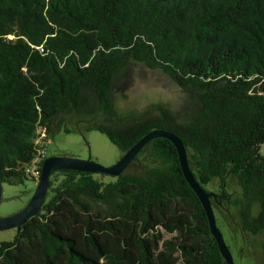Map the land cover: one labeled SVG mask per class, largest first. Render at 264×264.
<instances>
[{
	"label": "trees",
	"instance_id": "trees-1",
	"mask_svg": "<svg viewBox=\"0 0 264 264\" xmlns=\"http://www.w3.org/2000/svg\"><path fill=\"white\" fill-rule=\"evenodd\" d=\"M136 62L180 87L177 111H115ZM41 128L46 140L96 129L124 152L173 131L200 185L216 184L204 188L213 206L237 209L242 238L263 232L264 0H0L1 183L35 178ZM141 154V173L53 171L40 211L1 241L0 264H226L173 143L152 138Z\"/></svg>",
	"mask_w": 264,
	"mask_h": 264
},
{
	"label": "rangeland",
	"instance_id": "rangeland-1",
	"mask_svg": "<svg viewBox=\"0 0 264 264\" xmlns=\"http://www.w3.org/2000/svg\"><path fill=\"white\" fill-rule=\"evenodd\" d=\"M185 94L166 74L159 69H151L143 63L136 62L130 65L124 80L120 81L113 89V101L115 111L120 114L130 112L140 113L152 103H163L174 111H177ZM264 150V145H262ZM47 156L51 154H66L79 158H90L103 165L111 166L124 154V151L113 144L108 137L92 129L82 135L79 132L65 133L60 131L51 136L46 145ZM141 154L137 160L130 163L126 173H141L142 161L145 159ZM97 177L108 181V175L96 174ZM36 178L28 176L15 184H3V200L0 204V216L8 215L21 209L29 201L37 184ZM206 190L215 191L216 184L204 185ZM230 196L240 197V187L234 180H229ZM214 212L216 222L222 231L225 241L230 247L235 264H264V231L252 235L246 233L242 238L237 225V209L223 206ZM230 222L234 232V240L230 239L226 222ZM16 229L0 230L1 241L12 240ZM165 238L170 237L164 234Z\"/></svg>",
	"mask_w": 264,
	"mask_h": 264
},
{
	"label": "water",
	"instance_id": "water-1",
	"mask_svg": "<svg viewBox=\"0 0 264 264\" xmlns=\"http://www.w3.org/2000/svg\"><path fill=\"white\" fill-rule=\"evenodd\" d=\"M164 137L171 141L176 149L178 161L181 171L197 195L207 217L211 235L217 242L218 249L226 264H235L233 254L225 241L224 235L216 222L214 207L211 202V193L207 192L192 174L187 151L182 139L173 131L165 128L154 129L143 135L134 145L127 149L124 154L111 166H103L93 161L90 156L87 158H79L66 154H51L46 156L41 163V173L37 180L36 187L25 206L14 213L0 216V230L14 228L19 230L20 226L32 215L40 211L50 185L51 173L60 169H72L84 172H102L113 176H118L126 170L128 165L134 160L136 154L146 145L152 138ZM11 199V197L3 198V183L0 182V204L3 200Z\"/></svg>",
	"mask_w": 264,
	"mask_h": 264
},
{
	"label": "built area",
	"instance_id": "built-area-1",
	"mask_svg": "<svg viewBox=\"0 0 264 264\" xmlns=\"http://www.w3.org/2000/svg\"><path fill=\"white\" fill-rule=\"evenodd\" d=\"M47 134L44 128L38 130V135L35 139V143L38 145V150L35 157L32 159L31 164L29 165L28 171L36 179L40 176L39 164L47 156L46 145L48 140H46Z\"/></svg>",
	"mask_w": 264,
	"mask_h": 264
}]
</instances>
